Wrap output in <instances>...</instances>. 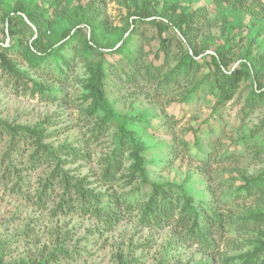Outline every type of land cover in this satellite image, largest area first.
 Masks as SVG:
<instances>
[{
    "label": "rangeland",
    "instance_id": "374dc122",
    "mask_svg": "<svg viewBox=\"0 0 264 264\" xmlns=\"http://www.w3.org/2000/svg\"><path fill=\"white\" fill-rule=\"evenodd\" d=\"M36 1L41 10L57 3L58 10L50 9L49 14L53 17L57 11L55 16H61L47 31V45L53 43L54 28H64L65 15L78 4H92L109 29L136 25L137 31L127 38L131 52L106 55V98L115 114L148 119L138 122L136 130L149 145L150 179L186 183L196 201L223 222L214 230L209 250L185 240L174 225H143L136 210H122V218L110 224L66 206L69 194L64 187L51 179L46 184L57 160L44 159V146L59 149L54 156L66 147L78 152L62 154L67 162L60 169L85 189L130 196L149 193L150 187L140 180L129 182L128 150L115 181L107 183L102 177L106 159L119 143V121L103 123V111L90 112L95 103L90 82L101 55L85 48L88 28L82 26L61 50L70 67L53 73L57 64L52 57L38 66L25 55L35 28L18 14L11 15L12 25L6 21L16 0H0V40L6 48L1 50L26 75L10 72L0 60V123L42 132L39 139L13 137L0 127V241L6 244L8 264H241L264 231V220L253 218L264 213V185L240 195L250 181L264 178V95L253 94L250 77L231 101L218 100L212 93L216 72L210 55L226 43L230 68H245V55L264 59V15L253 16L224 0H180L178 12L193 17L197 30L192 37L204 54L192 69L178 70L185 51L180 36L167 30L168 41L161 49L156 28L131 16L139 0ZM10 27L17 32L12 38ZM32 80L47 92H38ZM37 154L41 160L36 163Z\"/></svg>",
    "mask_w": 264,
    "mask_h": 264
},
{
    "label": "trees",
    "instance_id": "16d2710c",
    "mask_svg": "<svg viewBox=\"0 0 264 264\" xmlns=\"http://www.w3.org/2000/svg\"><path fill=\"white\" fill-rule=\"evenodd\" d=\"M135 1V0H134ZM180 0H139L136 2L132 12V17L140 22L151 23L157 30L158 42L161 49L166 47L168 38L165 37L167 30H174L180 36L181 42L185 47V51L180 56L176 69L190 70L195 64L201 62L200 57L204 54V50L200 49L192 37V32L197 30L192 26L193 17L190 14L178 12L180 8ZM234 4L235 7L250 13L253 16L258 14L264 15V0H224ZM57 3L51 4L49 7L40 9L36 0H16L13 7L9 10L6 16V21L12 25V14L26 17L29 23L35 28V39L31 44L27 45L26 51L32 63L38 66L42 63H47L52 57L57 64L53 71H63L64 68H69V61L66 56L61 53L62 48L68 46L75 39L81 30L82 26L88 28V34L85 37V48L90 52H98L101 59L96 62L93 68V74L90 82V92L94 99V105L91 108V113L98 114L103 111L105 118L103 123L116 118L119 121V143L113 153L106 159V166L102 174L103 179L107 183H112L123 168V156L125 150H128L132 160L130 167L131 173L127 176L134 180H140L143 184L150 187L149 193L143 195L132 194L126 196L125 193L116 195L111 192H94L92 189H85L80 181H74L72 177L66 175L65 171H61L60 165L67 162L60 156L73 155L77 156L78 152L70 147H66V151L62 148L60 156H54L59 149L53 150L48 146H44L42 151L45 158H54L57 160V165L54 171L47 178L52 182L58 181L69 194L67 204H70L72 209H76L84 214H91L100 221L114 223L122 218L121 213L124 210L127 213L138 211L140 223L146 226L164 228L174 225L180 231L185 240H193L200 243L206 249L214 247L213 234L214 230L221 229L220 219L216 212L209 210L204 202L196 201L194 195L188 192L186 183L173 182H156L149 177L147 155L149 145L137 133L136 126L138 122L148 123V119L142 115H117L112 109V104L107 100L104 80L107 77L106 63L108 59L106 55H123L126 51L131 52L127 44V38L131 33H135L136 25H128L127 27H116L109 29L106 21L99 20L95 11H92V4L86 8L83 4H78L74 9L71 8L72 14L66 16V26L54 28L53 43L47 45L45 39L50 26L55 25L61 17L49 14L50 9H57ZM58 10V9H57ZM53 18V19H52ZM27 21V20H26ZM16 31L11 27L8 28V38L16 35ZM125 34L127 36L125 37ZM21 37H19L20 39ZM65 41V44L62 42ZM0 40V60L3 65L12 73H18L20 76L26 75L20 73L15 68V63L11 62L5 54L6 48L1 45ZM61 43V45H59ZM2 49V50H1ZM215 52L210 55V64L215 68L216 77L212 84V93L222 102L231 101L241 82L246 78H252L255 83V88L252 92L254 95L262 97L264 95V59L250 58L249 55L244 56L245 68L237 69L230 68L232 60L229 54V47L226 43L214 49ZM133 56L131 55V58ZM44 67V66H43ZM49 67H46V69ZM62 69V70H61ZM59 75H57L58 77ZM33 88L38 92H47L43 84H39L36 80H32ZM1 128H5L12 136L38 135V139L42 136V132L38 130H30L25 126H15L14 128L6 127L5 123H0ZM0 128V129H1ZM199 137L196 138L198 142ZM37 154L34 156V161L41 160ZM81 156V155H79ZM61 172V174H60ZM82 181V180H81ZM264 178L261 176L256 180L250 181V187L246 186L241 189L243 196L252 193V190H260L264 184ZM45 184V186H46ZM52 185V184H51ZM250 192V193H249ZM254 219L264 220V213L253 215ZM4 242L0 241V264H8L5 260ZM235 262V261H234ZM234 262L232 264H234ZM20 264H30L21 262ZM229 264V263H227ZM241 264H264V231L261 233V238L253 247V250L244 256Z\"/></svg>",
    "mask_w": 264,
    "mask_h": 264
},
{
    "label": "water",
    "instance_id": "95a60500",
    "mask_svg": "<svg viewBox=\"0 0 264 264\" xmlns=\"http://www.w3.org/2000/svg\"><path fill=\"white\" fill-rule=\"evenodd\" d=\"M25 19L29 22V20L25 17Z\"/></svg>",
    "mask_w": 264,
    "mask_h": 264
}]
</instances>
